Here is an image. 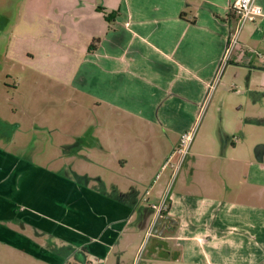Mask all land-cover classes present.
Wrapping results in <instances>:
<instances>
[{
	"label": "crops",
	"instance_id": "1",
	"mask_svg": "<svg viewBox=\"0 0 264 264\" xmlns=\"http://www.w3.org/2000/svg\"><path fill=\"white\" fill-rule=\"evenodd\" d=\"M236 1L124 0L127 22L121 28L108 24L106 39L99 37V46L88 52L90 70L81 81L85 79L89 121L68 124L71 142L59 144L84 145L78 158L89 164L99 159L103 170L89 175L50 168L25 150L19 155L0 144V264H264L263 172H217V182L226 184L227 191L221 186L219 192L223 197L206 192L197 199L169 191L170 180H157L173 167L172 161L166 164L177 156L182 133L197 130L229 68L233 75L249 70L264 76V62L254 61L257 52L264 57V15L244 26L226 60L237 24ZM257 3L264 13V0ZM120 20L117 14L115 22ZM223 92L218 103L225 100ZM240 94L249 101L250 95ZM259 94L262 102L264 91ZM160 129L166 137L175 135L172 152L159 160L141 156L143 136L158 140ZM213 129V122L208 123L206 141ZM195 139L181 167L187 163L190 180L185 185L190 189L207 182L200 176V143L190 155ZM238 147L239 141L231 140L221 164H229V150ZM261 152L264 146L258 150L264 160ZM214 164L216 172L220 162ZM175 173L173 167L170 179ZM90 179L102 186L83 182ZM142 186L148 208L135 199ZM212 188L216 193V183ZM235 192H240L234 196L238 202L223 199ZM254 195L262 203L255 204ZM165 196V214L174 220L175 233L163 227L157 233L155 227L152 205Z\"/></svg>",
	"mask_w": 264,
	"mask_h": 264
},
{
	"label": "rangeland",
	"instance_id": "2",
	"mask_svg": "<svg viewBox=\"0 0 264 264\" xmlns=\"http://www.w3.org/2000/svg\"><path fill=\"white\" fill-rule=\"evenodd\" d=\"M20 1L10 27L3 34L0 52V144L19 152V155L24 154L21 152L25 150L28 152L26 156L31 155L36 163L50 168H72L89 175L96 172L100 175L103 166L99 164V159L89 164L78 158L84 151V145L71 148L59 144L71 142L68 124H85L89 121V100L82 83L84 77L81 81L85 71L90 70V67L87 68L88 52L93 49L92 46H99V37L106 39L110 31L108 24H113L112 28H121L127 22L126 4L124 0ZM117 14L121 15V20L115 22ZM260 55L257 52L254 61L263 64L264 57ZM248 71L233 75V70L229 68L221 79L222 85L207 102L198 122L196 141L190 155L200 143L201 150L197 153L203 163L200 176L207 182L197 188H188L185 185L190 180L186 179L189 176L187 163L181 170L184 161L179 167L176 162L180 157L177 155L172 160L177 174L170 179L173 167L169 166L165 171L167 174L157 178L159 181L162 179L161 184L170 180L169 191L173 189L182 197L185 193L190 194L196 199L206 192L223 197L219 192L221 186L226 190V184L217 182L216 177L221 172L235 174L233 170L247 172L252 169V172L264 173V160L258 158V150L264 146V100L261 102V97H258L264 91V76ZM224 90L225 100L218 103L219 95H224ZM243 92L250 95V102L242 97L240 93ZM242 104L244 107L240 108ZM210 122H213L215 130L206 141L205 128ZM57 129L59 132H56ZM80 131L83 133L84 129ZM145 136L141 156L152 155L159 160L172 152L171 144L176 140L173 133L166 137L167 133L160 129L158 140ZM6 138L12 143L6 144ZM231 140L239 141V147L236 151L229 150V164H221V153L224 154ZM214 154L217 159H213ZM260 155L264 156V152ZM218 162L220 165L214 172L211 167L218 165L214 164ZM250 162L253 163L252 168ZM110 170L106 173L107 177ZM129 172L132 173L128 171L127 174ZM148 172L152 175L153 171ZM211 181L216 183V193ZM83 182L102 186L94 180L91 182V179ZM235 188H238V184H234ZM145 190L144 186L140 187L142 193L137 197L135 195V199L148 208V203L143 201L148 197ZM236 193L240 192L227 193L223 199L238 202L234 197ZM253 201L255 204L262 203L255 195ZM147 247L142 249L140 258Z\"/></svg>",
	"mask_w": 264,
	"mask_h": 264
},
{
	"label": "built area",
	"instance_id": "3",
	"mask_svg": "<svg viewBox=\"0 0 264 264\" xmlns=\"http://www.w3.org/2000/svg\"><path fill=\"white\" fill-rule=\"evenodd\" d=\"M233 13L237 17V24L234 30L231 33L230 36V43L229 47L227 49V62L229 61L231 55L235 51L238 41H239V36L244 28V26L248 23H253L255 22L258 18L262 17L264 15L262 7L257 3V0H237L236 3L234 4L233 8ZM195 130L194 131H186L182 133L181 138H180V144L175 152L176 155L180 157V163L185 160V157L190 151V148L192 146V143L195 138ZM172 157H170L168 163L166 166L170 165V162L172 161ZM179 163V164H180ZM180 167V165H179ZM178 167V168H179ZM154 211L156 212L157 219L161 215V213L165 212L168 210V198L165 196L162 201H160L158 204H153L152 205ZM151 233V231H150Z\"/></svg>",
	"mask_w": 264,
	"mask_h": 264
},
{
	"label": "flooded vegetation",
	"instance_id": "4",
	"mask_svg": "<svg viewBox=\"0 0 264 264\" xmlns=\"http://www.w3.org/2000/svg\"><path fill=\"white\" fill-rule=\"evenodd\" d=\"M20 2V0H0V52L3 48V34L6 33V30H8V28L10 27L12 18L14 17L18 4ZM153 213L155 215L154 211ZM165 216V212L161 213L156 221L155 227L157 233L161 231L162 227L164 228V230L168 228L170 232L175 233L176 227L172 224L174 220L168 215L166 217Z\"/></svg>",
	"mask_w": 264,
	"mask_h": 264
}]
</instances>
